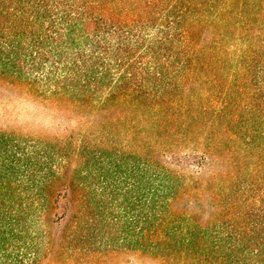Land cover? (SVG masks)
<instances>
[{
    "label": "trees",
    "instance_id": "trees-1",
    "mask_svg": "<svg viewBox=\"0 0 264 264\" xmlns=\"http://www.w3.org/2000/svg\"><path fill=\"white\" fill-rule=\"evenodd\" d=\"M262 2L222 0L214 9L212 40L217 43L237 28L258 27L250 36L258 44L253 56L234 65L236 87L244 96L231 110L229 90L210 91L207 105L194 101V91H183L189 83L202 88L210 81L212 90L223 84L216 74L206 75L210 64L196 68L201 50L217 52L206 44L198 48L192 32L203 22L199 16L193 25L185 24L186 13L200 0H0L1 79L47 98L70 95L99 104L114 96L151 99L168 125L167 135L184 136L191 144L181 155L158 149L162 155L155 161L86 139L89 133L56 136L48 143L0 129V264L37 263L49 219L64 214L57 211V198L72 185L94 190L127 182V232L142 238L169 228L168 207L185 183L182 170L190 165L218 186L215 191L199 183L201 195L242 203L233 213L234 238L224 237L234 239L226 248L236 252L233 262L264 264ZM231 46L223 48L226 54ZM171 90L177 97L168 103ZM209 165L223 169L211 171Z\"/></svg>",
    "mask_w": 264,
    "mask_h": 264
},
{
    "label": "rangeland",
    "instance_id": "rangeland-1",
    "mask_svg": "<svg viewBox=\"0 0 264 264\" xmlns=\"http://www.w3.org/2000/svg\"><path fill=\"white\" fill-rule=\"evenodd\" d=\"M221 1L200 0L186 13L185 24L193 25L196 16L203 21L198 32H192L193 38L197 39L198 48L206 44L211 51L217 49V52L213 54L206 50L201 53L204 49L201 50L196 68H201V62L210 64L206 75L216 74L223 84L212 90L210 81L201 83L202 88L187 82L189 84L183 91H194L198 96L193 100L207 105L212 101L208 97L210 91L218 95L229 90L227 101L232 110L235 103L243 102L244 96V92L236 87L238 77L234 75V65L236 61L243 63L253 56V48L258 44L250 36L258 27L251 23L249 28L231 31L227 40L222 39L218 43L216 38L212 40V31L217 25L213 20L214 9ZM250 17H256V14ZM261 41L263 44L264 35ZM231 43L226 54L223 48ZM217 58L223 61L220 63ZM261 58L264 59V55ZM219 65L221 69L224 65V69L220 70ZM201 71L204 73L205 69ZM257 73L258 66L252 69V75ZM228 81L231 84L227 88ZM174 92L171 90L167 95L168 103L176 100ZM46 96L0 78V129L13 132L22 140L34 138L48 143H54L56 136L64 139L68 134H75L77 138L78 133H89L91 135L86 139L124 147L126 152L136 151L141 156H152L155 161L162 155L158 149H164L161 151L169 156L181 155L191 147L184 136L167 135L168 125L151 99L138 101L114 96L99 104L76 100L70 95ZM214 98L213 102H216L217 98ZM217 102L220 103V98ZM190 166V169L182 170L185 183L168 207L169 228H161L142 238L127 232V182L116 183L113 188L94 190L72 185L66 189L65 195L60 192L57 211H64V214L56 221L49 219L47 241L40 248L36 264H237L233 262L236 252L226 248L228 241L234 240L233 213L242 209V203L236 206L232 200L221 203L201 195L199 183L203 188L207 179L199 177L196 167ZM208 167L211 171L223 169L218 165ZM122 174L127 175V171ZM209 182L207 184L218 191V186ZM227 233L233 238H224Z\"/></svg>",
    "mask_w": 264,
    "mask_h": 264
}]
</instances>
